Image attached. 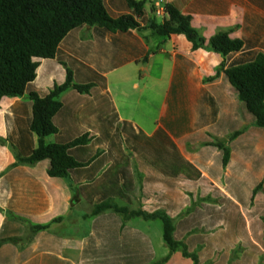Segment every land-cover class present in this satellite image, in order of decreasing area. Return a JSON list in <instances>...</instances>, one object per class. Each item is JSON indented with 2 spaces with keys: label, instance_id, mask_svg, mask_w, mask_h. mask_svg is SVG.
Listing matches in <instances>:
<instances>
[{
  "label": "crops",
  "instance_id": "obj_1",
  "mask_svg": "<svg viewBox=\"0 0 264 264\" xmlns=\"http://www.w3.org/2000/svg\"><path fill=\"white\" fill-rule=\"evenodd\" d=\"M105 2L117 15L129 13L127 0ZM166 4L190 13L193 26L207 39L229 28H236L233 39H241L245 31L247 38L251 32L264 33L258 28L264 9L253 0H148L145 18L137 19L141 30L96 34L93 27L85 26L70 33L55 59L38 61L35 89L42 95L50 93L66 82L68 70L82 79L104 76V89L93 88L89 94L69 89L61 95L78 134H89V146L98 158L102 147L97 140L109 120L115 131L125 125L143 153L149 142L134 136L151 138L160 132L158 140L175 148L201 174L194 181L176 174L171 179L154 170L143 156L129 152L135 190L131 203L117 198L113 204L130 211H165L175 224L194 219L200 229L187 237V243L190 252L199 254L201 264H264V128L246 119L236 89L222 73L216 75L221 56L193 50L184 35L165 39L144 29L147 19H163L156 11ZM142 64L145 74L138 104L148 105L150 94L160 90L153 119L148 107L137 110L131 99L120 104L125 99L110 87L111 75ZM28 100V96L6 97L1 102L0 264H153L166 257L168 247L159 259L154 246V239L160 238L154 227L161 220H125L113 210L87 219L95 206L79 193L80 185L69 178L50 177L48 161L19 163L8 136H17L23 126L32 137ZM47 141L53 142L54 137ZM216 144L230 150L226 166ZM82 208L84 212H76ZM38 225L47 229L38 231ZM12 237L16 241L9 240ZM201 238L205 242L199 245L196 241ZM167 264L194 262L178 251Z\"/></svg>",
  "mask_w": 264,
  "mask_h": 264
},
{
  "label": "trees",
  "instance_id": "obj_2",
  "mask_svg": "<svg viewBox=\"0 0 264 264\" xmlns=\"http://www.w3.org/2000/svg\"><path fill=\"white\" fill-rule=\"evenodd\" d=\"M147 2L127 0L129 13L117 15L105 0H0V108L6 97L28 96L25 104L30 112L28 130L32 137L22 126L16 131L18 137L9 135L8 141L18 152L20 164L35 165L48 161L50 177L69 178L80 185L79 193L95 206L92 215L85 218L113 210L125 220L135 217L161 220L169 253L153 264H167L178 251L184 257L191 258L194 264H201L199 254L190 252L187 243V237L200 229L194 219L175 224L165 211H130L112 202L118 198L131 203L130 194L135 190V183L129 152L143 156L154 170L171 179L176 174L194 181L201 178L200 172L175 148L160 142V132L151 138L142 134L134 136L137 140L144 138L149 142L143 153L136 141L130 138L125 125L115 131L109 126V120L106 123L108 126L101 129V139L97 140L102 147V155L98 158V154L89 146V134H78L74 118L66 113L61 95L69 89L80 94H89L97 87L104 89L107 86L104 76L96 75L95 80L82 79L68 70L66 82L50 93L42 95L35 89L38 61L55 59L61 42L70 33L85 26L93 27L96 34L141 30V22L137 19L145 18ZM253 2L264 9V0ZM192 20L190 13H183L176 6L166 4L163 19H147L144 29H150L165 39L172 35H184L193 50L203 49L221 56L222 62L216 75L222 73L225 81L236 89L246 119L264 128V50L253 49L254 46L264 48V33L251 32L252 37L247 38L245 31L241 39H233L231 34L236 28H229L219 30L207 39L193 26ZM259 24L258 28L264 29V21ZM171 98L169 95V103ZM50 137H54L53 142L47 141ZM35 138L37 141H33ZM216 146L222 149L223 164L226 166L230 150L222 144ZM24 150L29 153L24 154ZM109 163L111 166L97 179ZM36 229L46 230L47 226L38 225ZM16 239L12 237L9 240ZM196 242L202 245L205 240L201 238ZM151 260L152 252L148 263Z\"/></svg>",
  "mask_w": 264,
  "mask_h": 264
},
{
  "label": "rangeland",
  "instance_id": "obj_3",
  "mask_svg": "<svg viewBox=\"0 0 264 264\" xmlns=\"http://www.w3.org/2000/svg\"><path fill=\"white\" fill-rule=\"evenodd\" d=\"M162 19L159 18L158 21H161ZM142 65H132L120 73H115L110 76V87L115 95L123 96V99H125L124 102L119 101V103H124L126 105V99H131L134 101V108L137 110H140L141 108L148 107V115L150 119H153L157 115V108L159 106V102L161 100L160 98V90L158 91V94L151 96L150 102L148 105H146V102H143L145 105L141 107L140 101L138 104V99L140 98V94L142 92L143 83L142 77L145 74L142 71ZM123 74V75H122ZM125 79L124 81L122 80ZM136 81V82H135ZM137 83L139 84V87L136 88ZM152 83V82H151ZM145 101V97H144ZM85 210L82 208V210H76L77 213L84 212ZM159 229V230H158ZM157 231H160V238L154 239V246L156 249V252L158 254V258L162 257L164 251L167 249L166 243L163 239V227L162 223H158L157 227H154V232L157 233Z\"/></svg>",
  "mask_w": 264,
  "mask_h": 264
},
{
  "label": "built area",
  "instance_id": "obj_4",
  "mask_svg": "<svg viewBox=\"0 0 264 264\" xmlns=\"http://www.w3.org/2000/svg\"><path fill=\"white\" fill-rule=\"evenodd\" d=\"M156 14L159 16V17H164L165 15V9H159L156 11Z\"/></svg>",
  "mask_w": 264,
  "mask_h": 264
}]
</instances>
